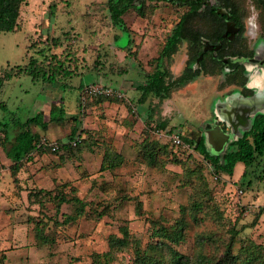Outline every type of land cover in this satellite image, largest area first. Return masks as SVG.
<instances>
[{
	"label": "rangeland",
	"instance_id": "374dc122",
	"mask_svg": "<svg viewBox=\"0 0 264 264\" xmlns=\"http://www.w3.org/2000/svg\"><path fill=\"white\" fill-rule=\"evenodd\" d=\"M232 1L248 17L255 8L258 31L264 38V4ZM141 10H129L124 27H115L107 0H28L22 8L21 30L1 34L0 77L9 66L24 67L31 60L42 71L54 56L67 66L73 55L79 64L72 66L70 77L53 84L43 82L42 77L34 82L27 73L14 77L0 94V104L5 103L0 107V121H24L37 115L49 120L60 115L64 105L65 121L50 126L37 122L32 129L40 137L69 143L77 124L80 142L58 153L36 152L32 160L22 162L19 173H12L13 160L5 155V135L0 131V160L8 170L0 179V192H5L0 206L16 212L8 227L0 224L10 239L9 259L6 251L0 252V264H103L96 255L108 252L110 237L122 238L123 228L128 229L130 246L117 252L111 264H135L136 245L145 250L152 242L165 243L194 259L198 255L219 258L231 241L236 253L254 243L264 257V173L257 170L263 178L253 179L248 188L239 182L243 163L236 166L232 177L217 176L199 153L175 152L171 141L176 127L193 140L215 112L233 127L234 135L226 142L237 140L252 128V120H246L247 110L257 113L261 105L248 109L245 103L249 101L227 99L234 88L221 75H205L173 91L167 100L152 94L140 103L139 86L158 66L164 41L187 7L148 1ZM208 21L201 19L196 26L210 30ZM186 56L187 45H183L162 66L170 68L176 78L185 68ZM245 63L254 65V61ZM86 84L111 87L122 96L96 95L86 91ZM254 98V103L260 100ZM51 109L56 110L49 113ZM160 123L167 128L159 129ZM249 142L247 150L251 151ZM149 144L148 149L157 150V166L147 164L145 146ZM222 151L215 148L211 153ZM115 155L122 164L104 168L106 159ZM60 192L68 198L79 197L85 203L84 212L79 215L78 202L57 205L52 196ZM195 203L201 204L197 223L190 214ZM39 219L44 220L47 240L41 246L36 238ZM182 219L186 222L183 240H159L158 228L171 229Z\"/></svg>",
	"mask_w": 264,
	"mask_h": 264
},
{
	"label": "trees",
	"instance_id": "16d2710c",
	"mask_svg": "<svg viewBox=\"0 0 264 264\" xmlns=\"http://www.w3.org/2000/svg\"><path fill=\"white\" fill-rule=\"evenodd\" d=\"M28 0H0V36L7 32H16L21 30V20H22V8L26 5ZM56 7L54 5L52 8ZM109 7L112 14V19L115 24H123L122 16L130 9H138L134 0H110ZM184 37L183 24H180L174 34L167 39L166 45L158 58V66L156 70L150 75L149 81L139 87L142 95L139 100L140 103H145L149 96L152 94L161 96L163 98L169 97L174 88L184 86L190 80H193L197 75L196 71L193 69L187 70L180 78L175 82H167L170 72L162 69V64L164 59H169L173 54L176 53L178 49V44L181 43V39ZM69 65L66 66L65 61L58 60L54 56L48 64V67L44 70H37L36 63L31 60L30 63L24 67L16 66L14 68H9L0 77V88L3 83L7 80H11L13 77H19L20 75L27 73L33 77V81H38L42 77L45 83L53 84L58 80L70 77L72 72V66L76 67L79 64V60L71 55L67 59ZM33 66V69L31 67ZM0 107H5L2 103ZM60 115L51 116L49 121L43 119L41 115L34 117H29L24 121L19 118L12 120V122H0V131H4V141L3 149L6 156L13 160L14 167L16 171L23 160L30 158V156L40 151L41 141L43 137L33 131L32 127L35 123L39 122L42 124H50L55 122H63L66 118L65 109L60 107ZM56 110V109H52ZM54 113L55 111H52ZM58 110V109H57ZM51 113V114H52ZM78 121V118H73ZM78 123V122H77ZM159 129H166L167 125L165 123L158 124ZM177 133L181 136L184 143L189 144L190 148L177 147L173 145L174 151L177 152L180 149L194 151L199 153L206 163L212 169L214 175H228L233 176L235 168L239 163H243L245 170L243 175L240 177L239 182L241 185L246 187H251L253 184V179L263 178L257 173H264V114L258 115L253 123L251 130L247 131L241 138L230 142L225 151L220 155L212 154L209 151L206 138L200 142L192 141L186 136L182 135L179 131ZM78 134L77 124L73 128L70 135L69 143L58 142L59 149L57 151L47 150L52 153H58L61 149L67 148L70 150L74 143L78 145L80 142V135ZM77 137V139H75ZM252 143V150H247V144L249 141ZM75 145V146H76ZM149 145L145 146L146 150V161L148 165L157 166V150L156 148H149ZM156 146V145H155ZM48 149V148H47ZM104 168L114 169L122 164L120 157L115 155V157H109L106 159ZM260 168V169H259ZM259 170L260 172H258ZM242 192V191H241ZM52 196L51 194H49ZM52 198L57 199L58 204L69 203L71 201L78 202L81 205L78 211L79 215L84 212L85 203L76 196L68 198L65 194L60 192V195L52 196ZM60 208V207H59ZM191 218L194 222H199V213L201 212V204L195 203L191 206ZM44 220H37V236L38 245H45L47 240L44 235ZM186 228V222L184 219L177 221L171 229L162 226L155 231V234L159 237V240H168L172 243H179L184 239V230ZM123 237H117L112 235L110 237L109 245L110 250L103 254H97V260H103V264H111L115 261L116 253L119 251H125L130 246V235L127 228H123ZM205 238L202 237L201 241ZM252 244V243H250ZM234 241L227 243L222 250L221 256L219 258H209L205 256H196L195 259L191 256H186L181 254L179 251L169 248L165 243L158 242L154 244L153 242L148 245L145 250H142L140 246L136 245L134 250V262L135 264H264V257L262 254V248L256 244L243 245L238 253L233 251ZM1 252V251H0ZM5 258V257H4Z\"/></svg>",
	"mask_w": 264,
	"mask_h": 264
},
{
	"label": "flooded vegetation",
	"instance_id": "af4514ba",
	"mask_svg": "<svg viewBox=\"0 0 264 264\" xmlns=\"http://www.w3.org/2000/svg\"><path fill=\"white\" fill-rule=\"evenodd\" d=\"M148 1L156 3L170 2L187 7V10L181 15L179 21L166 37L161 50L162 52L167 39L174 34L180 24H183L184 37L181 39V43L178 44L176 53L173 54L171 58L164 59L163 62L174 58L182 46L187 45L185 68L176 78L173 77L170 68L162 67V69L170 72L167 82H175L189 69L196 71L197 75L193 80H190L184 86L174 88L173 91L186 87L203 78L205 75H221L224 79V83L234 88L233 91L228 94L227 99L234 98L236 93H239L242 97L255 99V90L246 87L249 74L245 63V61H254V65L264 68V38L262 35L263 33H259L258 31L259 25L256 14L254 13L255 8H253V15L248 17L244 8L240 7L232 0H134L138 8L134 10L141 13L142 6ZM257 1L264 4V0ZM107 2L113 26L124 27V17L129 10L122 16L123 24H115L109 7L110 0H107ZM201 19L205 21L209 20L208 22L211 24L210 30L204 31L201 27V29H199V27L196 26V22ZM250 21L252 23H250ZM252 39L255 40L253 44H251ZM234 57L235 62L233 61ZM256 59L261 60V64L258 63ZM226 68L230 69V71H225ZM151 74L147 75L146 81L139 87L145 85L149 81ZM169 97L161 98L167 100ZM258 98H260V100L257 103L252 102L253 100L245 103L248 109H253L256 104H260L262 108L257 113H249L246 120H252L253 122L258 115L264 114V94H261ZM150 117H152V115H150ZM218 117L220 116L215 112L213 119L210 122H206L203 129L197 132L196 137H192V141L200 142L206 138L210 152L216 148L218 151L219 149H221V151L223 150V153L227 145L232 142L229 140V142H226V140L234 134L232 133L233 127L227 123H223L221 118ZM175 129L182 134L180 127H176Z\"/></svg>",
	"mask_w": 264,
	"mask_h": 264
},
{
	"label": "crops",
	"instance_id": "0c3cea01",
	"mask_svg": "<svg viewBox=\"0 0 264 264\" xmlns=\"http://www.w3.org/2000/svg\"><path fill=\"white\" fill-rule=\"evenodd\" d=\"M14 78V77H13ZM12 78V79H13ZM11 79V80H12ZM11 80H7V81H5L4 83H3V85L1 86V88H0V94L3 92V90H4V87L8 84V82L9 81H11ZM44 82V81H43ZM83 85V84H82ZM84 86H87V84L86 85H84ZM83 87V86H82ZM12 92H7V94L8 95H10ZM66 96H64V97H62V102H63V104L67 101L66 99ZM24 101V99L22 100V102ZM0 102H3V101H0ZM3 104V103H2ZM5 104V103H4ZM3 104V105H4ZM7 104V103H6ZM5 106V105H4ZM7 106H8V110H9V105L7 104ZM61 107H63L64 109H65V107H64V105H62ZM19 108V107H18ZM52 110V109H51ZM51 110L49 111V113L51 112ZM65 113H66V111H65ZM29 118V117H28ZM3 119V118H2ZM27 119V118H26ZM25 119V120H26ZM49 120H50V118H49ZM49 120H46V121H49ZM0 122H6V123H8L7 121H5V119H3L2 121H0ZM10 122H12V120L10 121ZM13 123V122H12ZM50 124H52V123H50ZM50 124H47V125H49L50 126ZM42 139H44V138H42ZM49 143H53V144H57L58 145V141H55L56 139H53V140H50L49 138H45ZM40 146H41V144H40ZM48 147H44V146H42L41 147V149H40V151H47V150H49L50 148H48ZM40 151H38V152H40ZM36 153V152H35ZM35 153H33L31 156H30V158H27V159H25L26 161H30V160H32V158L34 157V155H35ZM6 155V154H5ZM25 160H23V161H25ZM2 162V161H1ZM14 162H13V165L11 166V167H9V169L12 171V173H15V172H20V170L22 169L21 168V165H22V163H21V165H19V168H18V170L16 171V169H15V167H14ZM4 165L2 164V167H0V179L1 178H3L4 176H5V174H6V172L8 171L7 170V167L5 166V167H3ZM5 192L3 191V192H0V196H3V194H4ZM29 200H30V198H29ZM28 202V201H27ZM7 205H2V206H0V224L1 225H5V227H8V224H9V222L10 223H13V221H14V219H15V215H16V212H13L14 210H11L10 209V207H8ZM12 212V213H11ZM11 214L10 216L8 215V214ZM14 213V214H13ZM10 217H11V219H10ZM18 219H20V217H18ZM29 220H31V218L30 219H28L27 220V223L25 224L26 225V227L29 225ZM3 227V226H2ZM6 233V231L4 230V228H0V251L2 252V251H6L4 254L5 255H7L8 256V259H9V252H7L8 251V245H9V243L7 242V241H10V239L7 237V235H9V233L7 232V234H5ZM6 261H8V260H6Z\"/></svg>",
	"mask_w": 264,
	"mask_h": 264
},
{
	"label": "built area",
	"instance_id": "2783aa9c",
	"mask_svg": "<svg viewBox=\"0 0 264 264\" xmlns=\"http://www.w3.org/2000/svg\"><path fill=\"white\" fill-rule=\"evenodd\" d=\"M86 91L92 92L96 95L106 96V97H110V96L121 97L122 96V94L120 92L114 90L113 88L102 86V85H89L86 87ZM171 141H172L173 145H175L177 147H183V148H187V149L190 148V145L184 143V141L182 140L181 136L178 133L173 134L171 136ZM74 145H76V143H74ZM41 146L48 147L52 151H57L59 149V146L57 144L49 143L45 138L42 139ZM0 167H2L1 160H0Z\"/></svg>",
	"mask_w": 264,
	"mask_h": 264
},
{
	"label": "clouds",
	"instance_id": "9594fccd",
	"mask_svg": "<svg viewBox=\"0 0 264 264\" xmlns=\"http://www.w3.org/2000/svg\"><path fill=\"white\" fill-rule=\"evenodd\" d=\"M250 23L252 22L250 21ZM233 61L235 62V57L233 58ZM246 68L249 74L248 83L246 87L254 89L255 96L260 97L261 94H264V68H260L259 66L252 64H246ZM225 71H230V69L226 68ZM235 99L252 101V98L242 97L239 93H236Z\"/></svg>",
	"mask_w": 264,
	"mask_h": 264
},
{
	"label": "water",
	"instance_id": "95a60500",
	"mask_svg": "<svg viewBox=\"0 0 264 264\" xmlns=\"http://www.w3.org/2000/svg\"><path fill=\"white\" fill-rule=\"evenodd\" d=\"M250 112H251V111H248V110H247V113H250ZM244 120H245V119H244Z\"/></svg>",
	"mask_w": 264,
	"mask_h": 264
}]
</instances>
